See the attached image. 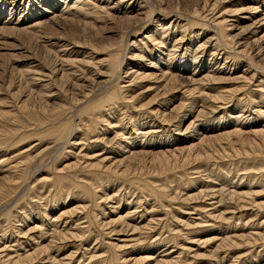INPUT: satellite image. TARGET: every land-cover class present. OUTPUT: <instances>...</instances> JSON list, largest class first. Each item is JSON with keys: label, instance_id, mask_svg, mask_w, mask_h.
<instances>
[{"label": "bare ground", "instance_id": "6f19581e", "mask_svg": "<svg viewBox=\"0 0 264 264\" xmlns=\"http://www.w3.org/2000/svg\"><path fill=\"white\" fill-rule=\"evenodd\" d=\"M24 1L0 134L20 113L60 148L0 150V264H264V0Z\"/></svg>", "mask_w": 264, "mask_h": 264}, {"label": "rangeland", "instance_id": "374dc122", "mask_svg": "<svg viewBox=\"0 0 264 264\" xmlns=\"http://www.w3.org/2000/svg\"><path fill=\"white\" fill-rule=\"evenodd\" d=\"M5 0H0V6H5V8L7 7L9 10H13V12H12V14L10 13V11L8 12V14H7V20H8V22H12L14 25H19V26H21L22 24H24V23H26L25 21H23V22H21V23H19V22H17V24H15V21H17V19L19 20H22L23 18H25L26 17V15H27V10L25 9L26 8V6L24 7L23 6V2H25L24 0H20V2H19V0L17 1L16 0V2L14 3V1L15 0H6L5 2H4ZM40 1V0H39ZM8 4H7V3ZM38 2V0H35V3H37ZM3 3H4V5H3ZM12 3H14V5H12ZM34 3V4H35ZM183 4H187V2L185 1V3L183 2ZM33 5V4H32ZM36 6H38V5H36ZM25 11V12H24ZM112 12V11H111ZM111 14V13H110ZM112 14H114L115 15V13H113L112 12ZM111 14V15H112ZM21 16V17H20ZM15 20V21H14ZM230 21H232V19H230ZM33 21H29L28 23H27V25H29V24H31ZM241 23V22H240ZM115 24H117V23H115ZM74 25H72V24H68V26L67 27H65V30H69L70 28H74L73 27ZM242 26H243V24H242ZM115 30H117V29H115ZM259 37L258 38H261L262 37V34L261 33H258L257 34ZM68 38H71V36L69 35V34H67L66 35ZM70 36V37H69ZM6 37V36H5ZM11 37H13V38H10V39H6V41L4 42V40H0V48L2 49V50H0L1 52H0V55H1V57H0V67L4 64V62L6 61V59H4L5 57H7V54L8 53H10V54H13V52H15V51H13L14 50V46L15 47H18L19 45H21L22 43V39H20L18 36V40H19V42H18V40H16V36H11ZM0 38H2L1 36H0ZM2 39H4V38H2ZM55 39H57V38H55ZM115 39H117V37H115ZM119 40V39H118ZM187 40V39H186ZM5 43V44H4ZM261 43V45L264 47V39L260 42ZM59 45H63L62 43L60 44H58V45H53L54 47H52V49L50 48V46H48V47H46L47 49H48V51L50 52V53H52V54H54L55 52V54H57V53H59L60 55H61V58L63 57V56H66L67 55V53H66V49L64 48V47H62L61 48V46H59ZM22 46L23 47H19L20 49H22V48H25L24 50H23V52H27V50H28V52L29 53H25V54H29L28 56H31V57H33L34 58V55L38 52V51H36V49H32V47H33V45H29V44H25V43H23L22 44ZM72 46V45H71ZM73 47V46H72ZM72 47H70V48H72ZM191 46L189 45V48H190ZM31 48V49H30ZM50 49V50H49ZM54 50V51H53ZM65 50V51H64ZM193 50H196V48H193ZM62 52V53H60V52ZM54 52V53H53ZM64 52V53H63ZM65 53H66V55H65ZM18 54V53H17ZM188 55V54H187ZM200 55H202V53H200L199 54V56ZM205 55V57L206 58H209V56H206V55H208L207 53L206 54H204ZM27 56V55H26ZM189 56V55H188ZM188 56H186V57H188ZM70 57H72V56H70ZM33 58L32 59H30V61H32L33 60ZM20 61H24V58H21L20 59ZM26 61H28V60H25L21 65H20V68H23V67H26L25 65L27 64V62ZM30 61H28V62H30ZM223 62H225V61H223ZM222 62V63H223ZM227 62H229L228 60H227ZM13 63H14V60L11 62H9L8 63V66L10 65V67H11V69H13ZM231 64V63H230ZM15 65V64H14ZM17 67H18V65H17ZM27 67H28V65H27ZM246 67V65L245 64H243V67H242V69H243V71L246 69L245 68ZM18 70V69H17ZM2 71H1V69H0V86H1V88L3 89H1L0 90V103L2 102V100H6L7 101V103L8 102H10L11 100L8 98L9 97V95H7L6 94V90H7V87H8V80H9V72H8V74L7 73H1ZM17 74H18V72H17ZM20 77L18 78H16L15 79V82H14V86H13V90L16 92L17 91V88H18V86H19V81H20ZM4 82V83H3ZM158 82H144L143 84H142V87H144L145 86V84L146 85H151L152 87L150 88V90H149V88H142V89H137V90H133L134 91V94L133 95H139V94H142V95H140V97H141V100L143 101V104H146V103H149V101H153V99H155V95L158 93V91H160V90H156L155 88H156V86H159L160 85V83H158ZM24 84V85H23ZM22 85L24 86V87H26L27 86V84H25V83H23ZM20 85H21V82H20ZM35 85V84H34ZM34 85H32L31 87H29V91H33L34 93H36V91H37V93L36 94H38V96L40 97V98H42V94L38 91V89L36 88V86H34ZM34 86V87H33ZM34 89H33V88ZM146 89H148V91H145ZM141 90V91H140ZM156 90V91H155ZM207 90V89H206ZM145 91V92H144ZM155 93V94H154ZM175 94H178V92L177 93H175ZM154 95V96H153ZM161 97H162V95H160ZM159 96V99L161 98ZM143 97H145V98H143ZM150 98V99H149ZM43 99V98H42ZM158 99V98H157ZM12 102V101H11ZM10 102V103H11ZM49 102H52V101H49ZM8 104V105H6V106H4V107H2V110H4V111H8V110H11V108H9V107H11V106H9V105H11V104ZM36 105H37V103H39V101L38 102H34ZM33 103V104H34ZM177 104H178V102L176 103V102H174L173 104H172V106L169 108L170 110H172V108H174V106H177ZM6 107H8V108H6ZM12 114H14V115H17V113H12ZM18 116H19V119H21V121H23L25 124L24 125H16V126H13L12 128H15V129H19V134L17 135V136H14V137H6V136H3V135H1L0 134V146L1 147H3L2 149H0V150H6V152H8V153H4L3 154V156H6V157H9V156H11V153H15V150H44V149H46L47 147H49V148H52V150L54 149V147H55V145L56 146H59V143H55V141H54V139H52L51 138V136H48V138H46V139H41L40 138V136H38V138H37V136H33V135H35L36 133H39L37 130H34L35 129V127H33V125L31 124V123H29L28 122V119L27 118H24L23 116H22V114H20V113H18ZM68 116V117H67ZM66 117H67V119H65V120H67V121H69V119L70 118H72V115H71V113H68V115H67ZM245 116H248V114L247 115H245ZM8 118H10L9 120H11L10 121V123H12L14 120H16V118H14V117H11V116H7ZM6 121H8V120H6ZM26 121V122H25ZM132 123H134V121H132ZM136 124H137V122H136ZM27 126V129H23L22 127H26ZM16 127H18V128H16ZM33 127V128H32ZM0 130H1V128H0ZM21 131V132H20ZM32 134H31V133ZM34 132V133H33ZM41 132H42V130H41ZM27 133V134H26ZM3 134V133H2ZM28 136V135H30V137H26L25 139H21L22 138V136ZM19 136V137H18ZM13 140V141H12ZM17 140V141H16ZM40 140V141H39ZM12 141V142H11ZM16 142V144H14ZM12 143V144H11ZM55 143V144H54ZM58 148H60V146L58 147ZM58 148H56V149H58ZM75 149V150H74ZM9 150V151H8ZM67 150H69V151H73L74 150V152H72V153H76V152H78L79 150H80V148H78V147H74L73 149H67ZM99 150V149H98ZM16 153H17V151H16ZM15 153V154H16ZM0 154H1V152H0ZM67 154H69V152L67 153ZM17 155V154H16ZM0 156H2V154L0 155ZM6 157H4V158H6ZM67 159L68 160H63L60 164H58L57 165V167L58 168H61V167H64L65 165H67V163H72V162H74V160H73V158L71 159V153H70V155H68V157H67ZM144 162H146L145 164H140L139 166L141 167V168H144V169H150V167L149 166H151V164H150V160H145ZM66 163V164H65ZM149 163V164H148ZM149 165V166H148ZM138 166V167H139ZM137 166H136V168H138ZM140 167H139V169H140ZM3 171H0V174L2 173ZM3 174V173H2ZM84 178V177H83ZM50 188H52V187H50V186H46V189L47 190H50ZM183 188V187H182ZM181 188V190L179 189V191L177 190L176 192L178 193V195H181L183 198H184V195L186 194V192L188 191V190H184V188L182 189ZM52 189H54V188H52ZM196 189V188H195ZM181 191H183L182 193H181ZM185 192V193H184ZM44 194H46V195H48L49 194V192H47L46 190H44ZM127 199H129V198H127ZM51 199H49V201H50ZM53 202H55V203H58L57 201H53ZM129 202V201H128ZM51 202H49L48 204H50ZM77 203V202H76ZM127 203V202H126ZM126 203H124L125 205H126ZM70 204V203H69ZM68 204V205H69ZM71 205H75V204H71ZM56 208H59L60 210L63 208V206H56ZM59 209L57 210V211H59ZM187 209V210H186ZM183 210H186V211H188V207H184V209ZM56 211V212H57ZM189 212H192L191 210L189 211ZM193 218L192 219H194L195 218V220L198 222V220L200 219L197 215H193L192 216ZM182 218V220H184V221H186V220H188V218L189 217H184V216H182L181 217ZM191 219V221H195V220H192ZM202 232V231H201ZM207 236V235H210V234H207V233H204V234H202V235H200V236H196V234L194 235L193 233H192V235H190L192 238H195V240H199L200 238L202 239V240H204V239H206V238H209V237H205V236ZM212 236H213V234H212ZM172 242L170 243V244H168V246H171L172 247ZM215 247V246H214ZM213 247V248H214ZM162 249H164V248H162ZM167 249V248H166ZM195 250H197V247H195ZM64 251H66V249H64ZM62 252V253H64L65 254V252ZM158 253H161L160 252V250L158 251ZM63 255V254H62ZM158 255L157 254H155V256L154 257H157ZM145 257V258H144ZM132 260H130V264H134L136 261H139L137 264H139L140 263V261H141V259H143L142 261H141V263L142 264H146V262H147V264H155L154 262H152V261H149V259H146V255H141L140 253L139 254H135L132 258H131ZM135 259V260H134ZM140 259V260H139ZM145 260V261H144ZM132 261H134V262H132ZM144 262V263H143Z\"/></svg>", "mask_w": 264, "mask_h": 264}]
</instances>
